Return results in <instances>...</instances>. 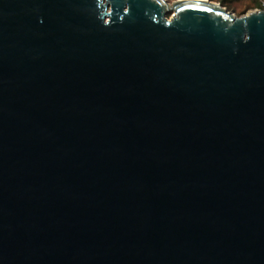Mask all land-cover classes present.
<instances>
[{
  "label": "water",
  "instance_id": "obj_1",
  "mask_svg": "<svg viewBox=\"0 0 264 264\" xmlns=\"http://www.w3.org/2000/svg\"><path fill=\"white\" fill-rule=\"evenodd\" d=\"M0 264H264V9L0 0Z\"/></svg>",
  "mask_w": 264,
  "mask_h": 264
},
{
  "label": "rangeland",
  "instance_id": "obj_2",
  "mask_svg": "<svg viewBox=\"0 0 264 264\" xmlns=\"http://www.w3.org/2000/svg\"><path fill=\"white\" fill-rule=\"evenodd\" d=\"M169 2H174L176 0H168ZM216 3H220L223 7H226L228 10L244 15L251 9H263L264 0H211ZM172 13L168 14V17H171Z\"/></svg>",
  "mask_w": 264,
  "mask_h": 264
},
{
  "label": "snow or ice",
  "instance_id": "obj_3",
  "mask_svg": "<svg viewBox=\"0 0 264 264\" xmlns=\"http://www.w3.org/2000/svg\"><path fill=\"white\" fill-rule=\"evenodd\" d=\"M185 7H190V8H200V6L199 5H197V4H189V5H185ZM202 10H204V11H212V9L211 8H204V9H202Z\"/></svg>",
  "mask_w": 264,
  "mask_h": 264
},
{
  "label": "trees",
  "instance_id": "obj_4",
  "mask_svg": "<svg viewBox=\"0 0 264 264\" xmlns=\"http://www.w3.org/2000/svg\"><path fill=\"white\" fill-rule=\"evenodd\" d=\"M262 8L264 9V7L262 6Z\"/></svg>",
  "mask_w": 264,
  "mask_h": 264
}]
</instances>
